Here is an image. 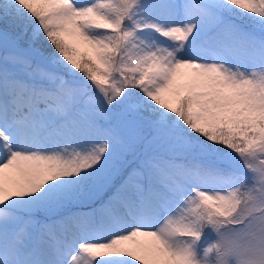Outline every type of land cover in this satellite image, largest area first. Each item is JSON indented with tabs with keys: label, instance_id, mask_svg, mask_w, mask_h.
Here are the masks:
<instances>
[{
	"label": "snow or ice",
	"instance_id": "snow-or-ice-1",
	"mask_svg": "<svg viewBox=\"0 0 264 264\" xmlns=\"http://www.w3.org/2000/svg\"><path fill=\"white\" fill-rule=\"evenodd\" d=\"M0 264H264V0H0Z\"/></svg>",
	"mask_w": 264,
	"mask_h": 264
},
{
	"label": "rangeland",
	"instance_id": "rangeland-1",
	"mask_svg": "<svg viewBox=\"0 0 264 264\" xmlns=\"http://www.w3.org/2000/svg\"><path fill=\"white\" fill-rule=\"evenodd\" d=\"M81 2H87V0H81Z\"/></svg>",
	"mask_w": 264,
	"mask_h": 264
}]
</instances>
